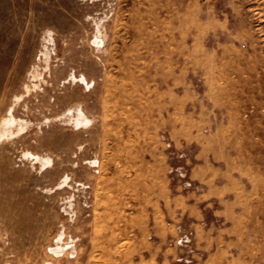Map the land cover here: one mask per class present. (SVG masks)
I'll return each instance as SVG.
<instances>
[{
	"label": "rangeland",
	"instance_id": "rangeland-1",
	"mask_svg": "<svg viewBox=\"0 0 264 264\" xmlns=\"http://www.w3.org/2000/svg\"><path fill=\"white\" fill-rule=\"evenodd\" d=\"M183 231L264 264V0H0V264H175Z\"/></svg>",
	"mask_w": 264,
	"mask_h": 264
},
{
	"label": "built area",
	"instance_id": "built-area-1",
	"mask_svg": "<svg viewBox=\"0 0 264 264\" xmlns=\"http://www.w3.org/2000/svg\"><path fill=\"white\" fill-rule=\"evenodd\" d=\"M193 233L182 232L176 240V245L180 248H188L189 256L181 257L176 260L175 264H195L194 254L196 250L192 248Z\"/></svg>",
	"mask_w": 264,
	"mask_h": 264
},
{
	"label": "bare ground",
	"instance_id": "bare-ground-1",
	"mask_svg": "<svg viewBox=\"0 0 264 264\" xmlns=\"http://www.w3.org/2000/svg\"><path fill=\"white\" fill-rule=\"evenodd\" d=\"M100 40H101V39H100ZM100 40L96 41L95 43L98 45V43L100 42ZM101 42H102V41H101ZM101 42H100V43H101ZM100 43H99V44H100Z\"/></svg>",
	"mask_w": 264,
	"mask_h": 264
}]
</instances>
